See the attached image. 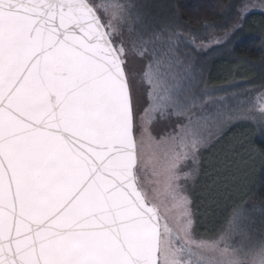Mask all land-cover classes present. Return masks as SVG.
<instances>
[{"label":"snow or ice","instance_id":"obj_1","mask_svg":"<svg viewBox=\"0 0 264 264\" xmlns=\"http://www.w3.org/2000/svg\"><path fill=\"white\" fill-rule=\"evenodd\" d=\"M254 9L200 39L132 0H0V264H264L241 208L198 237L184 188L213 129L264 125V86L207 111L180 45H220Z\"/></svg>","mask_w":264,"mask_h":264},{"label":"trees","instance_id":"obj_2","mask_svg":"<svg viewBox=\"0 0 264 264\" xmlns=\"http://www.w3.org/2000/svg\"><path fill=\"white\" fill-rule=\"evenodd\" d=\"M163 3L168 7L171 17L178 23L180 21L185 27L201 29L203 33L201 24L204 21H209L215 24V34L223 35L225 29L230 28L236 22L235 8L240 0H163ZM250 12L248 14L254 17H250L251 19L247 20L246 23L243 22V29L235 35L229 44L227 43V47L214 49L215 51L227 50L225 57L221 61H215L211 68L212 82L215 83L212 87L219 89L220 93L224 94L223 103L217 105V108L230 106L226 97L229 92L238 96L234 101L242 104L243 98L257 96V93L264 86V11L254 9ZM257 15L262 18L258 19L255 17ZM218 64H222V72L215 73V66ZM250 99H247V102ZM241 132L242 135H238L241 136L237 140L238 145L233 149L240 152L241 148H254L258 152L259 161L252 171L240 178L238 187L233 194L221 188L218 193H215L216 196L212 195L209 205L211 206L215 200L213 206H215L216 211L209 209L204 212L199 204L198 206L195 204L199 214L200 211L205 213V215L200 214L201 219H203L202 222L197 219L196 230L208 231L209 233L204 235L206 237L215 235L225 227L226 220L233 208L242 209L248 203L251 208L262 209L261 212L264 213V132L252 124L249 125V128L237 131L239 134ZM205 204L206 208L209 207L208 202ZM262 220L264 221V217ZM262 220L260 221L261 227H263L261 232L263 233L264 224ZM258 236L261 235L256 237L258 238Z\"/></svg>","mask_w":264,"mask_h":264},{"label":"rangeland","instance_id":"obj_3","mask_svg":"<svg viewBox=\"0 0 264 264\" xmlns=\"http://www.w3.org/2000/svg\"><path fill=\"white\" fill-rule=\"evenodd\" d=\"M132 2L141 9L146 22L149 24L155 25L165 22H174L181 26L185 32L192 31L193 34L200 39H204L208 35V31L205 29H203L204 32L202 33L201 29L185 27L180 21L178 23V21L171 17L168 7L164 5L163 0H132ZM250 17L254 16L248 14L242 21H239L241 26L236 29L230 39L220 45L213 44L210 47L200 49H193L191 46L184 43L180 45L181 54L187 53V58L192 64L191 72L194 76L193 91L198 96L199 102H206L207 111H213L217 108V105H222L224 98V94H221L219 89L212 87L215 83L212 82L211 68L214 66L215 61H221L223 57H225L224 55L227 50L215 51L214 49H223L227 43L229 44V42L235 38V35L239 34V31L243 29V22L246 23L247 20L251 19ZM255 17L258 19L262 18L260 15ZM252 21L254 22L255 20L253 19ZM235 23H237V21ZM216 36L223 39L224 34ZM222 67V64L216 65L215 73H218V71L222 72ZM226 97L230 105L227 106L228 108L249 109L256 106V95L255 97L246 96L243 98L242 104H238V101H234L238 96L233 92H229ZM249 98L251 99L247 102ZM174 123V117L158 120L153 125L154 135L159 138L161 134L169 131ZM251 124L258 126L264 132V125L252 121L246 116L232 123L221 125L217 129H213L207 145L200 150L197 165L193 168V166L189 164L188 168L185 169V171H188L190 168L192 169V177L184 183V188L185 194L190 200L194 231L198 237L206 238L204 235L209 233L208 231L200 232L201 230H196V222L197 219H200L202 222L203 219H201V215H205V211L209 209L216 211L215 206H213L215 200L211 203V206L209 205L212 195L216 196L215 193H218L221 188L233 194L238 187L240 178L252 171L255 164L259 161L258 152H256L254 148H241L240 152L233 149L238 145L237 140L241 137L238 135H242V132L239 134L237 131L243 128H249ZM205 202H208L209 207L206 208ZM195 204H197V206L199 204L202 211L204 210V212L200 211L201 215L199 211L196 210L197 206H195ZM242 209L244 211L243 225L251 232L252 236L254 234L252 237L253 240L261 239L264 236V232H261L263 227H261L260 221L264 217V213L261 212L262 209H253L248 203H246ZM256 234L262 237L258 236L257 238ZM236 239L239 240L240 237H236Z\"/></svg>","mask_w":264,"mask_h":264},{"label":"flooded vegetation","instance_id":"obj_4","mask_svg":"<svg viewBox=\"0 0 264 264\" xmlns=\"http://www.w3.org/2000/svg\"><path fill=\"white\" fill-rule=\"evenodd\" d=\"M216 89V88H215Z\"/></svg>","mask_w":264,"mask_h":264}]
</instances>
